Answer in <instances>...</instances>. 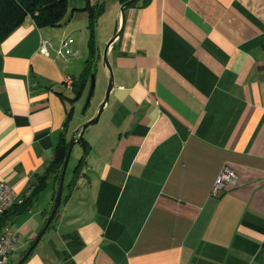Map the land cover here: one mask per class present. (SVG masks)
<instances>
[{
  "label": "crops",
  "instance_id": "obj_1",
  "mask_svg": "<svg viewBox=\"0 0 264 264\" xmlns=\"http://www.w3.org/2000/svg\"><path fill=\"white\" fill-rule=\"evenodd\" d=\"M104 2L114 34L122 4ZM81 5L67 0L71 15ZM79 25L59 29L64 41L88 40ZM54 36L27 18L0 42V181L17 196L0 221L18 236L7 264L45 224L58 188L47 167L77 131L83 96L72 102L65 80L88 48ZM107 56L114 82L83 176L64 182L22 264H264V0H139ZM223 167L236 183L212 198Z\"/></svg>",
  "mask_w": 264,
  "mask_h": 264
},
{
  "label": "trees",
  "instance_id": "obj_2",
  "mask_svg": "<svg viewBox=\"0 0 264 264\" xmlns=\"http://www.w3.org/2000/svg\"><path fill=\"white\" fill-rule=\"evenodd\" d=\"M120 4H125L129 0H118ZM90 9V8H89ZM67 11V0H0V42L16 27L22 24L27 18H30L38 28H54L60 25L63 15ZM103 12V8L97 6L90 9L87 26L88 40V58L86 67L81 75L73 80L71 101L79 100L89 86L90 75L93 73V67L96 59L100 58L95 43L94 25L98 16ZM72 111L69 114L71 117ZM82 148V156L78 160L73 176L68 184L69 190L77 186V181L83 176L85 168V156L88 153L87 142L81 138L78 142ZM69 141L62 133L55 147L52 161L47 167L46 174L54 173L59 183L60 173L64 164ZM42 183L44 178L40 180ZM41 187V184L38 188ZM56 196V195H55ZM25 253V252H24ZM24 253L22 255H24Z\"/></svg>",
  "mask_w": 264,
  "mask_h": 264
},
{
  "label": "rangeland",
  "instance_id": "obj_3",
  "mask_svg": "<svg viewBox=\"0 0 264 264\" xmlns=\"http://www.w3.org/2000/svg\"><path fill=\"white\" fill-rule=\"evenodd\" d=\"M79 1H81V4H82L81 7H77L74 9L77 15H71V12L73 11L71 7H69L67 8L66 13L62 17V21L60 22L61 25L55 28H49L51 30H54L56 35H58V36H54V40L52 41L53 42L52 46L58 45V48H59L63 44L64 38L66 39L68 37V33L65 35V33H61L62 31H59V29L63 30L64 26L68 22H75L77 24H81L79 26L82 27V29L84 30V33L87 34L86 36H88L87 26H88L90 9L97 6V4L103 8V12L98 16L97 21L94 25L95 43H96V47H97V50L100 56V58L96 59V62L92 70L93 72L92 74L95 77V87H94V91L90 99L88 108L84 114L82 113V110H83V106H84V103H85V100L88 94L89 86L87 90L85 91V94L83 95L81 100H79L77 103L74 104V118L72 119L70 126H71V129L77 126L76 130H78L88 120L96 116L101 103L104 101L106 97L109 83H110V74H109L107 67L104 65L103 51L108 41L112 39V37L115 34H117L122 27V19H121L116 33L113 34V31L115 30L116 23H117V18L118 16L120 18V15H112L111 11H108V10L106 11V3L104 2V0H99V1L98 0H79ZM80 42L82 46L84 45L83 48L85 49V52H86L85 45L87 44V40H85L84 36L82 35L80 36L78 33L75 34L74 39L67 41L66 45H68L69 50L73 49L72 51L75 52L74 47L76 46V44L77 45L80 44ZM107 60L109 63L108 56H107ZM111 71H112V79L114 82V73H113L112 67H111ZM111 91L109 93L108 102L110 99ZM108 102L106 104H108ZM103 114H104V111H102V114L98 122L95 125H92L86 129L83 135L84 140H87L89 138L90 133L95 131L97 126L102 123ZM81 156H82V148L80 144L77 143L73 146L71 155L68 161L65 178H64L65 185L70 181L71 176L73 174V170Z\"/></svg>",
  "mask_w": 264,
  "mask_h": 264
},
{
  "label": "water",
  "instance_id": "obj_4",
  "mask_svg": "<svg viewBox=\"0 0 264 264\" xmlns=\"http://www.w3.org/2000/svg\"><path fill=\"white\" fill-rule=\"evenodd\" d=\"M139 0H129L127 1L125 4H123L120 7V13H121V19L122 22L124 20V8L135 4L136 2H138ZM120 35V31L114 36L112 37V39H110L108 41V43L106 44V47L103 51V60H104V65L107 67L109 74H110V83H109V87H108V91L106 94V97L104 99V101L101 103L99 110L96 114L95 117H93L92 119L88 120L86 123H84L75 133L72 134L70 140H69V144H68V149H67V153H66V157L64 160V164L60 173V177H59V183H58V188H57V192H56V196H55V200L54 203L52 205L51 211L47 217V220L45 222V224L43 225L42 229L39 231V233L37 234V236L35 237V239L33 240L32 244L29 246V248L26 250V252L24 253V255L21 257V259L16 263V264H22L24 262V260L30 255V253L34 250V248L36 247V245L38 244V242L40 241V239L42 238L43 234L45 233V231L47 230V228L49 227L50 223L52 222L58 208L61 202V198H62V193H63V185H64V178H65V173H66V169H67V165H68V161L71 155V151L72 148L75 144H77L81 138H83V135L86 131V129L92 125H95L101 114L102 111L106 105V103L108 102V97H109V93L112 89V85H113V79H112V71H111V67L110 64L108 63L107 60V53H108V49L110 47V45L116 40V38ZM94 87H95V77L93 74L90 75V83H89V90H88V94L83 106V110L82 113L84 114L88 108L90 99L92 97L93 91H94Z\"/></svg>",
  "mask_w": 264,
  "mask_h": 264
},
{
  "label": "built area",
  "instance_id": "obj_5",
  "mask_svg": "<svg viewBox=\"0 0 264 264\" xmlns=\"http://www.w3.org/2000/svg\"><path fill=\"white\" fill-rule=\"evenodd\" d=\"M67 44L66 41L61 45L62 48ZM47 42L42 41L40 50L42 53L47 54ZM60 56H63L61 51L58 52ZM66 85L71 88L72 79L66 78ZM236 183V174L229 167H223L218 176L216 177L211 191L210 197L217 198L225 190L227 185H233ZM16 193L14 190L0 181V221L3 216L13 207L16 202ZM18 240L16 232H14L9 226L3 227L0 233V264H7L8 259L14 251L15 244Z\"/></svg>",
  "mask_w": 264,
  "mask_h": 264
}]
</instances>
